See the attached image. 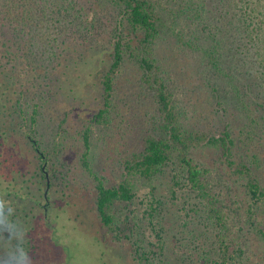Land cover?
<instances>
[{
  "label": "trees",
  "instance_id": "1",
  "mask_svg": "<svg viewBox=\"0 0 264 264\" xmlns=\"http://www.w3.org/2000/svg\"><path fill=\"white\" fill-rule=\"evenodd\" d=\"M216 1L217 13L207 9L205 0H0V198L12 202L18 219L30 222V211L36 206L43 211L39 223L45 230L52 215L54 223L62 220L51 213L46 192L43 199H33L28 210L29 194L23 192L27 180L20 179L8 141L12 132L23 134L43 172L46 164H55L51 162L62 152V138L54 130L56 138L47 136L45 111L67 74L66 70L58 73V67L63 55L74 52L67 37L75 33L90 51L102 48V57L93 55L105 66L101 106L81 133L82 163L96 181L101 227L120 237L121 225L127 221L119 216L118 205L135 200L136 179L152 180L170 168L176 180L171 192L189 185L211 227L210 233L200 234L204 244L198 264H241L247 241H231L230 203L223 189L217 188L219 173L194 155L208 147L243 180L245 198L234 197V214L264 244V0ZM107 22H111L108 43L100 45L94 35ZM163 48L195 60L197 69L186 61L189 69L173 68L172 73ZM129 62L141 71V86L153 98L155 113L142 147L126 154L120 182L109 186L90 165L92 129L108 121L116 79ZM189 71L194 73L192 79ZM202 91L209 94L207 104L211 108L215 104L216 111L205 112L200 106ZM208 119L217 130L203 126ZM42 177L48 189L47 175ZM163 205L154 196L146 206L145 215L156 232L164 231L159 208ZM158 218L159 227L154 222ZM26 239L30 253L37 244ZM159 239L162 250L161 234ZM3 251L0 237V255ZM134 259L136 264H148L145 246L136 244Z\"/></svg>",
  "mask_w": 264,
  "mask_h": 264
},
{
  "label": "rangeland",
  "instance_id": "2",
  "mask_svg": "<svg viewBox=\"0 0 264 264\" xmlns=\"http://www.w3.org/2000/svg\"><path fill=\"white\" fill-rule=\"evenodd\" d=\"M205 1L208 2L207 9L217 13L213 7L217 1ZM110 23L107 22V27L98 29L94 35L96 40H100V45L108 43ZM67 38L74 52L66 53L61 58L58 73L66 70L67 74L62 77L59 88H56L45 111L47 136L52 140L56 138L55 132L61 135V154L51 162L55 164H46L43 172L41 162L23 134L12 132L8 141V152L18 165L20 179L27 180L23 184V192L24 195L26 192L29 194L28 210H32V200L43 199L46 192L50 196L51 213L62 219L54 223L52 215L48 219L50 226L45 230L39 223L40 215L43 214L41 208L35 206L30 211V222L24 223L31 234L27 233L26 238L34 239L37 244L29 253L31 264H136L134 255L137 243L145 246L150 258L148 264H198L199 248L204 244V238L200 234L203 231L210 233L211 227L205 219L202 204L189 185L177 187L176 194L171 192L176 181L173 169H166L152 180L136 179L135 200L127 205H118L119 216L127 221L121 225L123 231L119 233L120 237L101 227L95 204L96 181L82 163L85 147L81 133L87 120L101 106V79L105 66L102 67L101 60H97L94 55L102 57V48L90 51L87 49L88 44L77 40L78 35L75 33H69ZM86 41H90V38ZM82 47L85 49L81 51ZM80 52H84V55L78 56ZM163 58L167 60L166 67L172 73H175L173 68L178 71H182V67L189 69L190 65L186 61L192 63L191 69H197L193 66L195 60L190 61L185 54L178 56L164 51ZM69 59L72 60L68 61ZM105 59H108L107 55ZM67 64L70 66L65 67ZM189 73L192 79L194 73ZM140 77L139 68L131 62L127 63L115 82L114 101L108 121L93 125L90 165L109 186L120 182L126 154L141 148L143 136L151 129L150 120L155 113V105L153 98L144 93ZM202 92L204 96L199 102L200 106L205 112L216 111L215 104L212 108L211 104H207L209 94ZM211 122L208 119L202 124L205 128L214 130ZM194 155L204 165L219 173L220 186L217 188L223 189L224 196L230 203L228 212L232 227L231 241L233 244L234 238L236 243L247 241L246 257L241 264H264V244L251 233L249 224L241 222L238 215L234 214V197L236 200L245 198L243 180L231 168L222 164L215 149L200 148ZM43 174L47 175L50 189L45 185ZM154 196L164 201V205L159 207L164 227V231L160 232H156V228L146 217L149 215H145L149 199H154ZM127 215L129 219H126ZM154 222L158 227L161 226L159 218ZM160 234L164 241L162 250H159Z\"/></svg>",
  "mask_w": 264,
  "mask_h": 264
},
{
  "label": "clouds",
  "instance_id": "3",
  "mask_svg": "<svg viewBox=\"0 0 264 264\" xmlns=\"http://www.w3.org/2000/svg\"><path fill=\"white\" fill-rule=\"evenodd\" d=\"M29 229L17 218L12 202L0 198V237L4 246L0 264H31L26 234Z\"/></svg>",
  "mask_w": 264,
  "mask_h": 264
}]
</instances>
